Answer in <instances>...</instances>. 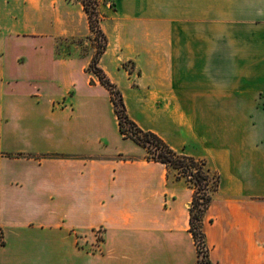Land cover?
I'll list each match as a JSON object with an SVG mask.
<instances>
[{"label": "crops", "instance_id": "obj_1", "mask_svg": "<svg viewBox=\"0 0 264 264\" xmlns=\"http://www.w3.org/2000/svg\"><path fill=\"white\" fill-rule=\"evenodd\" d=\"M108 1L128 115L220 175L211 264H264V0ZM57 2L0 0V264H196L194 187L120 132L88 61L86 90L69 76L53 36L83 31Z\"/></svg>", "mask_w": 264, "mask_h": 264}, {"label": "trees", "instance_id": "obj_2", "mask_svg": "<svg viewBox=\"0 0 264 264\" xmlns=\"http://www.w3.org/2000/svg\"><path fill=\"white\" fill-rule=\"evenodd\" d=\"M78 1L82 4L87 15L90 30L103 38V44L100 48L94 45L96 53L88 66V70L93 71L100 82L109 90L120 132L143 146L147 151L146 158L148 160L160 161L173 167L177 170L176 176L178 178H185L194 187L195 191L190 206V231L197 245L198 259L196 264H211L203 224L213 193L220 183L219 173L211 170L205 159L196 158L173 149L156 132L141 128L130 118L122 93L97 63L99 56L104 53L108 44L107 36L99 26L100 18L99 16L96 17L97 15L95 18L93 17L94 11L90 10L86 0Z\"/></svg>", "mask_w": 264, "mask_h": 264}, {"label": "rangeland", "instance_id": "obj_3", "mask_svg": "<svg viewBox=\"0 0 264 264\" xmlns=\"http://www.w3.org/2000/svg\"><path fill=\"white\" fill-rule=\"evenodd\" d=\"M61 1L62 4H70L68 5V13L70 16V21H69V26H78L77 28L80 29V31H83L82 35L79 36H64L60 35L58 38H55L53 36V42H56L58 45H67L68 46V52H69V71L68 74L70 77H75L78 80L79 86L81 90H86L85 86V79L87 74H83L80 71V65L83 62H90L93 60L95 53H96V47L100 48V46L103 44V38L99 34H96L95 32H92L89 27V22H88V32L85 31V21L83 20V26L80 21V16L82 13L81 6L78 5L80 2L78 0H54V5H56L58 2ZM86 2L89 5V8L91 11H94L93 17L95 18L99 16V26L101 27V23L106 16V8L107 6L111 5L108 0H86ZM75 3V4H74ZM81 4V3H80ZM23 7V4H20ZM82 5V4H81ZM84 10V9H83ZM85 13V11H84ZM86 15V13H85ZM87 18V15H86ZM88 21V18H87ZM22 30H24V26L20 27ZM109 42L108 36H107V43ZM76 45L82 46L84 49H76ZM108 47V44H107ZM106 47V49H107ZM112 52H109V54L105 57V62H108L110 59V55ZM103 54H101L98 58V64L100 63V60L102 59ZM87 66V67H88ZM86 67V68H87ZM88 70V69H86ZM89 74H94L96 75L93 71L88 70L87 71ZM97 76V75H96ZM83 87V88H82ZM100 91L102 89H99ZM103 100V106H102V111L100 116L103 118L102 121H106L107 124H113V116L110 112V108H108V104L104 102V96L102 97ZM110 100H111V94H110ZM124 100V98H123ZM112 102V100H111ZM125 103V101H124ZM107 106V107H106ZM113 106V103H112ZM126 106V105H125ZM114 110V108H113ZM114 114L116 115L115 111ZM171 168V173L172 174H177V170L174 169L173 167Z\"/></svg>", "mask_w": 264, "mask_h": 264}]
</instances>
